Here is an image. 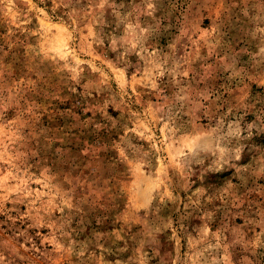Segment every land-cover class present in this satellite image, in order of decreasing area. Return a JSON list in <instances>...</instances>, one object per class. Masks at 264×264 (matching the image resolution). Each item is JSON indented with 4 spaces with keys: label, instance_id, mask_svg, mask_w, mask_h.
I'll list each match as a JSON object with an SVG mask.
<instances>
[{
    "label": "rangeland",
    "instance_id": "374dc122",
    "mask_svg": "<svg viewBox=\"0 0 264 264\" xmlns=\"http://www.w3.org/2000/svg\"><path fill=\"white\" fill-rule=\"evenodd\" d=\"M0 264H264V0H0Z\"/></svg>",
    "mask_w": 264,
    "mask_h": 264
}]
</instances>
